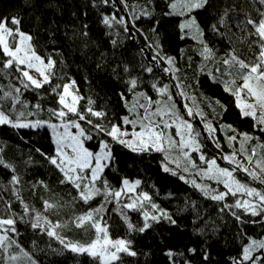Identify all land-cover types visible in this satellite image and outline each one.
<instances>
[{"label":"snow or ice","instance_id":"obj_1","mask_svg":"<svg viewBox=\"0 0 264 264\" xmlns=\"http://www.w3.org/2000/svg\"><path fill=\"white\" fill-rule=\"evenodd\" d=\"M110 3L112 0H99V4L93 0L92 6L98 8ZM118 3L132 10L131 19L115 12L101 13L102 25L113 30L109 35H120L115 31L117 26L128 33L130 25L155 15L152 0L141 6L139 12L128 0ZM164 4L163 15L178 21L180 39L193 42L196 71L233 98L241 119L252 121L253 131L238 132L232 125H220L219 130L225 134L231 149L224 153L215 135L217 126L202 110H194L190 102H185V113L181 115L173 91L181 99L194 98L187 97L184 81L177 75L181 69L176 67L174 57L161 55L158 40L155 53L148 57L147 63L133 69L121 62L113 68L114 72L120 68L125 76L126 89L118 95L126 114L117 119L104 109L97 110L95 101L81 94L76 80L58 67L63 61L54 58L55 50L42 51L37 38L23 30L22 18L0 16V127L50 129L52 153L39 147L35 151L59 174L58 184L69 196L65 200L45 180H25L17 165L6 159L7 145L0 142V264H38L34 253L26 250L18 239V221L58 241L62 247L52 249L53 253L63 255L67 251L74 257L86 256L94 264H124L125 257L139 255L128 236L146 233L162 222L177 223L171 213L155 202L153 194L144 189L141 179L119 177V187L110 183L105 173L116 169L114 146L138 155L160 154L163 172L190 184L202 196L221 205L219 213L227 212L234 218L241 226L237 233L240 250L228 264H264V234L253 237L243 231L248 223L264 225V139H261L264 137V0H247L250 10L243 16L230 0H164ZM205 15L214 22L206 23L202 18ZM155 23L158 25L159 21ZM233 28L241 34L239 37ZM151 31L159 36L155 26ZM122 43L121 40L119 44ZM111 44L114 48L119 46L115 38ZM140 53L147 55L144 48ZM157 61L167 65L162 71L174 77V82L163 83L154 74L153 65L159 67ZM188 62L191 65L193 58L189 57ZM145 74L149 79H145ZM26 93L35 94L37 102L26 100ZM47 95L55 96L56 107L45 108L39 102ZM216 103L220 104L218 100ZM220 106L227 111L226 106ZM43 112H47V119L39 118ZM185 115L200 117L207 139L220 150L217 154H206L201 132ZM228 132L233 135H227ZM218 160L226 166H221ZM23 164L26 173L33 164L32 158ZM25 188L34 197L38 191L51 193L38 197L41 210L26 201ZM191 203L195 208V202ZM130 213H138L140 222H134ZM112 215L119 217L126 230L124 237H113ZM72 232L83 239L72 240L65 235ZM32 247H37L35 241ZM188 252L194 256L197 249L190 248ZM201 252L202 260L210 264L208 252L205 249ZM165 255L171 264H176L175 257L183 253L169 249ZM184 264L191 262L185 259Z\"/></svg>","mask_w":264,"mask_h":264},{"label":"trees","instance_id":"obj_2","mask_svg":"<svg viewBox=\"0 0 264 264\" xmlns=\"http://www.w3.org/2000/svg\"><path fill=\"white\" fill-rule=\"evenodd\" d=\"M230 2L235 3L236 11L241 16L250 10L247 0H230ZM96 3L99 4V0H96ZM128 3L136 5L135 11L139 12L141 6L148 4V0H128ZM92 4L93 0H28L27 3L26 0H0V16L22 18L23 30L37 38L42 51L53 53L55 50L54 58L58 62L63 61L62 65L58 63V67L67 76L76 80L81 94L94 100V107L97 110L104 109L117 119L120 115L126 114L118 95L126 89L125 76L120 68H116L115 72L113 68L121 62L133 69L141 63H147V55H142L140 49L144 48L146 54L152 55L155 53L154 45L158 40L162 46L161 55L174 57L176 67L181 69L177 75L184 81L187 97L194 98L189 100L191 105L201 109L207 119L217 126L215 135L219 137L224 153L230 152L231 149L228 147L225 134L219 130L220 125H232L238 132L253 131L252 121L241 119L233 98L223 92L220 85L196 71L193 42L181 40L176 27L178 22L176 18L163 15L164 0H152L155 15L151 18H141L134 26L131 25L133 36L117 26L115 31H119L118 37L109 35L108 33L113 30L107 29L100 22L101 13L115 12L117 16H122L114 2L112 1L108 6L99 5L98 8L93 7ZM120 5L127 18L131 19L132 10ZM202 18L206 23L214 22L207 15ZM156 21H159L158 25ZM85 25L87 28L84 27ZM153 26L156 27L158 37L151 31ZM233 31L236 32L237 37L241 35L235 28ZM84 32L88 35L84 36ZM113 38L118 40V44L121 40L123 43L114 48L111 44ZM149 44L153 47L148 48ZM219 46L223 49V44ZM189 57L193 58L191 65L188 62ZM156 64L159 67L153 65L154 74L163 83L174 82V77L162 71L167 65L160 61ZM135 74L133 72V75ZM145 79H149L147 74ZM173 95L184 109V99H181L175 90ZM25 99L33 104L37 102V97L33 93H26ZM55 100V96L47 95L39 102L45 108H54L57 106ZM217 100L220 104L216 103ZM81 103L83 104L84 101ZM220 105L226 106L227 111H223ZM185 117L193 122L197 131L201 132L200 139L205 145L206 154L208 156L217 154L220 150L207 139L202 120L198 116ZM39 118L47 119V112L41 113ZM227 135L233 133L228 132ZM0 142L7 145L6 159L17 165L18 171L24 175L25 180H45L56 193L65 200L69 199L67 190L58 184L59 174L35 151V148L39 147L49 154L52 153L54 144L49 129L15 130L7 126L0 127ZM114 152L116 169L105 173L110 183L119 187V177L141 179L144 181V189L153 194L155 202L171 213L177 221L175 225L162 222L146 233L128 236L127 238L133 240V248L139 255L125 257L124 264H171L165 255L169 249L183 253V256L175 257L176 264H184L185 259L191 264H205L201 249L208 252L210 264H228L229 259L237 255L240 250L237 233L241 226L227 212H218L221 205L205 198L198 190L181 181L177 176L163 172L160 154L138 155L121 146H114ZM29 157L32 158L33 164L25 173L23 161ZM218 162L226 166L222 161L218 160ZM4 179L6 182V175ZM41 195L47 197L51 193L38 191L37 196L34 197L25 188L26 201L37 210L42 209L41 201L38 199ZM191 202H195V208ZM78 209L82 211L83 207L78 206ZM19 210L17 208V211ZM130 215L134 222H140L138 213H130ZM110 223L114 225L112 229L114 238L126 235L119 217L112 215ZM16 227L20 233L19 241L26 250L34 253V259L38 264H94L86 256L74 257V254L67 251L63 255L53 253L52 249L62 247L59 242L38 234L39 230H33L28 223L18 221ZM213 228L216 229L215 232L211 231ZM201 230H203L202 234ZM243 231L249 236L258 237L264 234V225L248 223L243 226ZM65 235L72 240L83 239L75 232ZM33 241L36 242V248L32 247ZM190 248L197 249L194 256L188 252Z\"/></svg>","mask_w":264,"mask_h":264},{"label":"rangeland","instance_id":"obj_3","mask_svg":"<svg viewBox=\"0 0 264 264\" xmlns=\"http://www.w3.org/2000/svg\"><path fill=\"white\" fill-rule=\"evenodd\" d=\"M175 97V96H174ZM176 100V99H175ZM184 102H189V100H185L184 99ZM176 103H177V107H178V109H179V111H180V114L181 115H184V109L180 106V104H179V102L176 100ZM192 107H193V109L195 110V109H199V108H197L196 106L194 107L193 105H191ZM199 110H201V109H199ZM186 116V115H185ZM193 118H194V116H193ZM198 118L200 119V117L198 116ZM185 119H187L186 117H185ZM50 130V129H49ZM50 132H51V130H50ZM195 155V154H194ZM219 163V162H218ZM221 166H223V165H221ZM197 180H198V182H200V180H199V178L197 177ZM204 183H210V181H204Z\"/></svg>","mask_w":264,"mask_h":264},{"label":"water","instance_id":"obj_4","mask_svg":"<svg viewBox=\"0 0 264 264\" xmlns=\"http://www.w3.org/2000/svg\"><path fill=\"white\" fill-rule=\"evenodd\" d=\"M113 2H114V4L117 6V9L120 11V13H121V15L122 16H124L126 19H128L127 18V16H126V14H125V12L124 11H122V7H121V5H120V3H118V0H112ZM130 27V31L128 32L131 36H133V30H132V27H131V25L129 26ZM151 55L150 54H147V59H148V57H150Z\"/></svg>","mask_w":264,"mask_h":264}]
</instances>
